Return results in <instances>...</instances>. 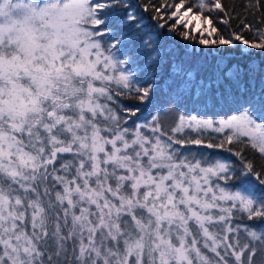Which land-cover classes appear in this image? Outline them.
Here are the masks:
<instances>
[{
  "label": "snow or ice",
  "instance_id": "snow-or-ice-1",
  "mask_svg": "<svg viewBox=\"0 0 264 264\" xmlns=\"http://www.w3.org/2000/svg\"><path fill=\"white\" fill-rule=\"evenodd\" d=\"M238 7L0 0V264H264V0Z\"/></svg>",
  "mask_w": 264,
  "mask_h": 264
},
{
  "label": "trees",
  "instance_id": "trees-1",
  "mask_svg": "<svg viewBox=\"0 0 264 264\" xmlns=\"http://www.w3.org/2000/svg\"><path fill=\"white\" fill-rule=\"evenodd\" d=\"M130 2L135 6L136 4L143 3L144 0H130ZM170 2H171V0H170ZM241 2H242V0H225V3H227L229 5V7L237 6V12H241V9L238 7V5L241 4ZM148 15H150V14H144V16H145L144 23L147 24L149 26V28H153V22L148 19ZM159 42L161 44H165V45L170 46L172 48H182V46L185 43L179 36H174V37L161 36ZM187 43H189V45H190L188 52H189L191 58L193 59V61L194 62L196 60L202 61V56L198 52L194 53L192 51V48H191L192 42H187ZM197 47H199V46H197Z\"/></svg>",
  "mask_w": 264,
  "mask_h": 264
}]
</instances>
